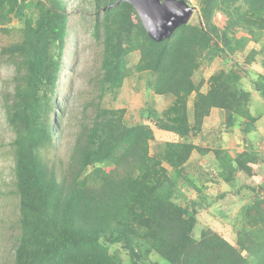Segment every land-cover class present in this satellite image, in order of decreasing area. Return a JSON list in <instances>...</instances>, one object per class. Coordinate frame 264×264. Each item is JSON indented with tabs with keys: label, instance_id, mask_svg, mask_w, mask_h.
Instances as JSON below:
<instances>
[{
	"label": "trees",
	"instance_id": "16d2710c",
	"mask_svg": "<svg viewBox=\"0 0 264 264\" xmlns=\"http://www.w3.org/2000/svg\"><path fill=\"white\" fill-rule=\"evenodd\" d=\"M92 1L93 34L103 43L101 93L108 86L122 87L134 71L149 72L155 75L153 91L175 99L163 112L166 120L150 113L149 123L128 124L126 109L97 107L91 120L81 123L68 165L59 172L45 161L43 149L54 144L57 129L68 3L0 0V29L19 33L18 41L1 49L14 66L13 91L3 95L14 133L10 144L19 199L12 264H264V183L230 187L208 203L229 194L244 200L246 223L232 237L199 223L206 196L197 202L181 194L186 183L202 192L199 182L206 179L235 186L238 172L257 176L253 166L264 162L254 147L235 157L219 148L213 150L217 166L198 163L193 174L192 165L186 167L195 151L201 157L211 150L197 138L207 132L209 118L219 120L222 136L264 125V112L252 110L254 94L243 81L250 77L264 102V59H256L264 49V0H197L199 21L192 23L191 18L163 41L149 36L131 3ZM216 11L227 18L222 28L214 23ZM239 30L246 35L238 37ZM251 42L260 49L249 48ZM135 53L140 58L131 65ZM238 54L244 67L233 58ZM216 56L234 65L212 75L204 91L206 82L194 75L205 65L204 58ZM254 64L259 68L252 74L248 66ZM151 123L181 140L159 144L151 153L156 137ZM163 162L173 173L166 172ZM218 209L224 217L232 215L229 209Z\"/></svg>",
	"mask_w": 264,
	"mask_h": 264
},
{
	"label": "rangeland",
	"instance_id": "374dc122",
	"mask_svg": "<svg viewBox=\"0 0 264 264\" xmlns=\"http://www.w3.org/2000/svg\"><path fill=\"white\" fill-rule=\"evenodd\" d=\"M65 1L69 6L70 23L68 45L65 50V66L61 74L56 95L60 110L55 113L57 129L54 133V144L43 149L45 161L48 165H54L56 167L55 169L59 172L65 170L68 165L69 156L77 135L81 130V123L91 120L97 107L126 109L125 120L128 124L149 123L150 113L157 114V120H166L167 117L163 112L170 107L175 99L172 95L162 96L153 91L151 85L155 75L149 72L138 73L134 71L125 79L122 87L111 88L108 86L101 93L99 88V78L101 77H99V74L101 71L103 43L102 40H97L93 34V25L96 18V9L93 1ZM189 3L196 8L191 22L197 23L200 19V4L197 0H190ZM213 20L217 26L222 28L226 25L227 18L220 11H216ZM242 35L246 34L243 30H239L237 36L240 37ZM18 40L19 33L17 31L5 32L0 29V264H12L15 254L14 248L17 244L19 234V225L17 222L19 199L15 193L13 183L14 153L10 144L14 139V133L9 128L6 120L3 101L4 93L13 91L12 78L14 75V66L8 63L7 59L1 55V49L4 46ZM251 47H258L260 49V44L251 42L249 48ZM139 58V53L133 54L129 60L130 64L134 65L138 62ZM233 58L239 61L243 67L246 64L241 54L235 55ZM256 59L262 62V59H264V49L257 55ZM204 63L205 65H201V69H198L194 75L196 81H200L203 78V81L206 82L203 88L204 91H207L209 87L207 81L212 75L217 74L221 70H229L234 65L232 62L227 63L223 59V56H216L211 60L204 58ZM257 68H259L258 64H254L253 67L252 65L248 66L252 74L254 71H257ZM243 81L248 86V89L255 94L252 110L254 111L256 109L259 113L264 112L263 99L260 97V92L255 89L253 80L250 77H244ZM154 124L151 123L155 129L156 137L151 145V153L159 150L157 145L179 138H176L173 133L160 130ZM219 124L218 119L209 118L205 122V130L207 132L204 130L205 132H201L203 137L200 135L197 137L202 147H209L208 149H211L205 156H202L204 166L210 164L217 166L219 164V160L215 158V152L213 151L219 148L222 151L228 152L232 157H235L244 150H252L253 147L257 148L264 155V125L260 124L256 126L249 133L242 130L229 132L222 136ZM179 139L181 140V138ZM199 155L197 151L194 152L191 162L192 166L188 165V162L186 163L187 169L191 166L190 171L192 174L195 169H200L197 166V157ZM263 163L258 162L253 166V172L257 175L254 176L255 178L253 175L247 176L246 174L238 172L236 174L238 183L235 186H232V184L219 186V184H211L206 179L204 183L199 182L202 192H198L195 188L190 187V184L186 183V188L185 186L181 188V194L183 191L182 197H191L199 202L200 196H206L208 198L206 202L207 206L202 207L198 214L199 223L208 224L215 227L219 233L232 237L236 230L243 223H246L242 212L244 200L239 196L229 194L224 199H216L214 203H208L218 193L228 190L230 187L237 189L238 185L244 183L250 185L264 183ZM162 166L168 174L173 173V168L167 162H163ZM221 207L231 210L233 216L230 214L229 217H224L222 215L223 212H218V208Z\"/></svg>",
	"mask_w": 264,
	"mask_h": 264
},
{
	"label": "water",
	"instance_id": "95a60500",
	"mask_svg": "<svg viewBox=\"0 0 264 264\" xmlns=\"http://www.w3.org/2000/svg\"><path fill=\"white\" fill-rule=\"evenodd\" d=\"M138 11L152 39L163 41L171 37L182 24L189 22L194 8L186 0H123Z\"/></svg>",
	"mask_w": 264,
	"mask_h": 264
},
{
	"label": "crops",
	"instance_id": "0c3cea01",
	"mask_svg": "<svg viewBox=\"0 0 264 264\" xmlns=\"http://www.w3.org/2000/svg\"><path fill=\"white\" fill-rule=\"evenodd\" d=\"M254 95H255V94H254ZM254 98H255V97H254ZM193 156H194V153L192 154V156H191V158H190V165H192L191 162H192V160H193ZM202 156H203V155H202ZM202 156H201V157H197V158H198V163H199L200 165H204V163H202V158H203ZM200 188H201V186H200ZM198 189H199V188H198ZM201 198H202V196H200L199 199H201ZM205 203H206V202H205ZM205 203H204V204H205ZM204 204H203V205H204ZM203 205H202V206H203ZM205 206H207V205L205 204L203 207H205Z\"/></svg>",
	"mask_w": 264,
	"mask_h": 264
},
{
	"label": "clouds",
	"instance_id": "9594fccd",
	"mask_svg": "<svg viewBox=\"0 0 264 264\" xmlns=\"http://www.w3.org/2000/svg\"><path fill=\"white\" fill-rule=\"evenodd\" d=\"M190 1V0H189ZM188 4H190L189 2H187ZM191 7H193L194 8V12H195V10H196V8L194 7V6H192V5H190ZM138 12V11H137ZM194 12H193V14H194ZM139 14V13H138ZM193 14H192V16H191V18L193 17ZM139 17H140V15H139ZM141 18V17H140ZM190 18V19H191ZM142 20V19H141ZM190 21V20H189ZM143 22V21H142ZM150 36V35H149ZM162 96H164V95H162Z\"/></svg>",
	"mask_w": 264,
	"mask_h": 264
}]
</instances>
